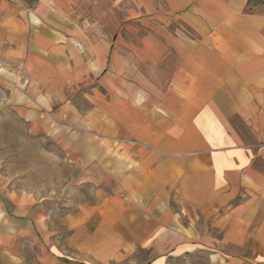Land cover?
<instances>
[{
  "label": "crops",
  "instance_id": "crops-1",
  "mask_svg": "<svg viewBox=\"0 0 264 264\" xmlns=\"http://www.w3.org/2000/svg\"><path fill=\"white\" fill-rule=\"evenodd\" d=\"M248 1L0 0V115L50 129L66 93H111L67 113L83 129L63 133L68 181L90 190L47 264H264V10ZM0 204V264H24L15 242L44 236L46 212Z\"/></svg>",
  "mask_w": 264,
  "mask_h": 264
},
{
  "label": "rangeland",
  "instance_id": "rangeland-1",
  "mask_svg": "<svg viewBox=\"0 0 264 264\" xmlns=\"http://www.w3.org/2000/svg\"><path fill=\"white\" fill-rule=\"evenodd\" d=\"M251 5L264 10V0H251ZM148 30L144 27L131 33L123 27L120 32L125 37H140ZM110 95L108 88H95L93 91L90 87L85 92L66 93V99L57 100L58 106L67 107L66 111L58 113V120L50 129L47 125L40 126L36 131L31 130L15 111L0 115V197L10 192L23 194L39 201L46 212L44 236L36 235L33 227L29 235L19 237L15 242V246H18L16 254L24 264L48 263L44 256L49 254V244L53 242L63 246L68 233L62 217L79 203L82 190L85 196L90 190L79 185L72 188L68 181L67 165L71 162L69 144L72 141L66 139L63 133L83 130L76 120L71 122L67 114L72 109L70 106H74L73 110L79 117L101 101L98 97L109 100ZM6 220L0 204V231L15 227ZM62 254L65 252L62 251Z\"/></svg>",
  "mask_w": 264,
  "mask_h": 264
},
{
  "label": "built area",
  "instance_id": "built-area-1",
  "mask_svg": "<svg viewBox=\"0 0 264 264\" xmlns=\"http://www.w3.org/2000/svg\"><path fill=\"white\" fill-rule=\"evenodd\" d=\"M42 1H44V0H33V2H34L35 4H38V3L42 2Z\"/></svg>",
  "mask_w": 264,
  "mask_h": 264
},
{
  "label": "trees",
  "instance_id": "trees-1",
  "mask_svg": "<svg viewBox=\"0 0 264 264\" xmlns=\"http://www.w3.org/2000/svg\"><path fill=\"white\" fill-rule=\"evenodd\" d=\"M259 2H263V0H259ZM248 3L251 5V0H249Z\"/></svg>",
  "mask_w": 264,
  "mask_h": 264
}]
</instances>
